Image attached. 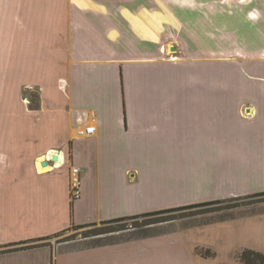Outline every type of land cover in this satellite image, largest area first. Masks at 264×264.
<instances>
[{"label":"crops","instance_id":"1","mask_svg":"<svg viewBox=\"0 0 264 264\" xmlns=\"http://www.w3.org/2000/svg\"><path fill=\"white\" fill-rule=\"evenodd\" d=\"M89 1H99L100 8ZM103 1L0 0L12 13L0 21V51L8 57V71L0 74V125L3 120L9 155L19 149L11 142L19 115L39 114L31 122L42 127L35 140L42 146L33 163L21 162L20 173L11 170L12 156L0 154L4 167L8 163L0 176L8 175V190L16 174L28 181L24 188L35 193L23 204L37 213L56 211L62 189L70 205L66 214L72 212L63 220L68 226L246 196L244 184L264 178V72L253 77L245 67L235 73L233 59L220 63L214 55L185 51L179 60L167 59L170 45L156 36V24H162L149 9L154 1H124L143 8L137 18L132 10L118 13L120 0H113L115 10ZM131 52L139 57L116 58ZM221 64L228 67L223 78ZM26 86L38 94L35 111L24 109L20 93ZM86 126H94L95 134L77 137ZM258 135L263 145H253ZM50 155L58 159L42 167ZM70 167L80 170L81 197L75 201ZM241 208L174 221L146 237L44 249L51 264H209L232 238L233 219L242 216V236L247 234L251 212ZM58 248L64 250L57 254Z\"/></svg>","mask_w":264,"mask_h":264},{"label":"rangeland","instance_id":"2","mask_svg":"<svg viewBox=\"0 0 264 264\" xmlns=\"http://www.w3.org/2000/svg\"><path fill=\"white\" fill-rule=\"evenodd\" d=\"M124 1L132 0H120L118 13L122 8H124L125 12H127L126 9L132 10L133 16L137 18L139 10L140 12H143L141 11L143 10L141 6L128 5L129 2H127L126 5V2ZM152 1L154 2H151L152 5L149 7L150 12H154L157 22L160 21L162 24V26L156 24V36L161 33L160 36L165 38L163 40L164 45H170V47L176 48L175 52L171 53L172 56L168 54L166 55L168 56L167 59L179 60L181 58V53L185 51L189 53V56L201 55L206 57L208 55H214L215 58H219L220 63L233 59L235 73L245 69V67L248 68L247 70L253 75V77H260V73L264 72V0H251V3L248 4H240L237 0ZM103 3H107L108 9L112 8L115 10V6H117L113 0H106L103 1ZM260 3H262V5ZM90 4H93L94 8H100L99 1L90 2ZM87 10L89 9L87 8ZM5 11L4 7H0L1 22H6L11 18L12 13H9L8 11L6 13ZM87 12L88 14L94 13V11ZM15 14H17V12H15L14 15ZM18 15L21 16V14ZM253 16L256 18L253 19ZM130 57H139V53L131 52L128 55L118 54L116 56V58L121 60ZM5 60L8 61V57L4 49H2L0 51V74L3 75L8 71L4 67ZM260 61L263 62L261 66L259 65ZM245 64L247 66H245ZM226 71H228V67L221 64V78L227 76ZM64 76L65 75H63V77ZM211 79H213L214 83L217 82V77H212ZM60 81H62V77L60 78ZM4 83H7L6 80H4ZM20 94L23 99L22 102L25 103V111H35L38 108V94L35 89L28 86L22 87ZM36 116L38 117L39 114H33L26 117L23 113L19 115L17 126L12 129L13 134L11 136L12 144H17L19 149L13 147L14 149L12 148L11 152L12 155H9L10 153L6 148L8 140L5 137V124L3 120L0 125V154L12 156L13 161L11 164V170L15 169L18 173H20L21 162L27 160L28 162L31 161V163H33L36 155V153H34L35 150L42 146L40 142L35 141L40 139L38 134L40 133L41 136L42 127H35L34 122H31V120L34 121L33 117ZM221 121H227V125L225 126L231 127V122H229L226 117H223ZM36 135L37 137H34ZM253 140V145H263L260 141L259 135ZM0 164V176H2L5 175L3 171L8 173L7 171L9 169L8 163L6 164V167H4L2 161H0ZM70 170L71 167L69 171ZM16 175L17 179L15 180H17V182L13 181L9 185L10 190H8V180L6 181L8 175L6 174L5 178L0 179V255L8 253L13 249L19 250L18 252L26 250H31V252L27 253V255L24 253L1 255L0 264H51L49 251L44 249V247H47L44 245H50L56 249L63 243H68V245L72 243L76 248H84L103 242H118L119 240L122 241L126 238H133L135 235L130 234V236H128L126 233L123 235L108 234L100 236L99 238L83 239L82 234L86 231H101L102 229H105V231H116L119 229L131 230L137 225H143L146 221L151 222L156 220L154 218L147 220L140 218L132 221L114 223L105 226L104 228H101L102 226L99 222H96L97 225L95 227L80 230L70 229L66 232H62V229L68 228V223L63 220H65L67 216L70 218V213H72L70 212L69 215L68 213L66 214V212L70 210V205L67 204L66 206V201L62 200L64 198L62 189H58L56 192L58 193L59 199L61 195L60 203L54 205L56 206V211L54 210V207H52L48 208L47 212L38 210L37 213H33L30 209L27 212L23 200L25 197L29 198L31 195H34L35 192L32 193V187L24 188V185H26L28 181L20 178L18 174ZM256 179L258 180L244 184V191L247 192L246 196H253V198L241 197L237 202L229 201L205 208L176 212L163 215L158 217V219L179 218L176 221H184L186 219H195L197 217L227 211V205H240L238 207H242L241 209L243 210H239L238 212H242L243 214L244 208L248 209L245 210L244 213L247 211L251 212L247 215V234L244 235V237L242 236V216L233 219V226H235V229L233 230L232 238L226 243L218 246L221 255L218 257L215 256L213 258L214 262H209V264H240L238 255L245 249L264 255V195L255 196L256 194L264 193V178L258 177ZM36 181L40 182L39 179H36ZM61 185H63V183ZM212 201L214 200L207 198L202 200L201 203H209ZM58 202L59 200L55 201V203ZM204 211L213 212L189 216L192 213H200ZM84 217L85 215L82 213L75 218L81 220ZM73 218L71 221H73ZM72 223L75 225L78 224V222ZM62 226L63 228L59 229V227ZM166 228L167 224H163L159 227V230L163 231ZM56 234L58 235L53 238V235ZM46 237L51 238L43 241H34ZM68 239H71V243L64 242ZM58 242L61 243L58 244ZM63 250V248H58L55 253L60 254Z\"/></svg>","mask_w":264,"mask_h":264},{"label":"trees","instance_id":"3","mask_svg":"<svg viewBox=\"0 0 264 264\" xmlns=\"http://www.w3.org/2000/svg\"><path fill=\"white\" fill-rule=\"evenodd\" d=\"M260 195H264V193L263 194H256L255 196H260ZM244 197L253 198V196H244ZM239 198L241 199V197H236V198H232V199L212 201L209 203L193 204V205H187V206H183V207H177V208H171V209L160 210V211H155V212L137 214V215L121 217V218H117V219L103 220V221L99 222V224L102 226L101 228H104L105 226H109V225L114 224V223L124 222V221H132V220H137L140 218H143L145 220L150 219V218L156 219V220L151 221V222L146 221L143 225H137L136 227L132 228L131 230L130 229H127V230L121 229L120 230L119 229L116 231H107V230L105 231V229H102L101 231H99V230L86 231L84 234H82V236H83V239H90V238H95V237L99 238L100 236L108 235V234L123 235L126 233L128 236H130V234L135 235V237H133V238L146 237V236H150L152 234L161 232V230H159V227L162 226L163 224L169 225V224H171L174 221L179 219V218L158 219V217H161V216L167 215V214H173L176 212H181V211L194 210L197 208H205V207L213 206L216 204H222L223 202H229V201L237 202L239 200ZM238 206H240V205H233V206L227 205L226 209H233V208H237ZM211 212H213V211H204V212H200V213H192L189 216L206 214V213H211ZM96 225H97L96 222L88 223V224H80V225L72 224L69 229H65L62 232H66L70 229L80 230V229H85V228H89V227H95ZM126 231H129V232H126ZM57 235L58 234L53 235V238L56 237ZM50 238L51 237H46V238H41V239H37L34 241H43V240H48ZM127 239H130V238H126L125 240H127ZM69 241H71V239H68L64 242H69ZM119 241H121V240H119ZM98 242H100V241H98ZM59 243H61V242H58V244ZM111 243H115V242H103L100 244H93L92 246H100V245L111 244ZM17 244H19V243H17ZM44 246L51 247L50 245H44ZM18 251L19 250L13 249V250H10L9 252H18ZM197 253L203 257H211L212 256L209 253V251H205V252L197 251ZM238 260H239L240 264H264V255L260 254L258 252H254V251L245 249L238 255Z\"/></svg>","mask_w":264,"mask_h":264},{"label":"built area","instance_id":"4","mask_svg":"<svg viewBox=\"0 0 264 264\" xmlns=\"http://www.w3.org/2000/svg\"><path fill=\"white\" fill-rule=\"evenodd\" d=\"M96 128L94 126H86L84 129L76 131L77 137H89L95 134ZM48 160V158L46 159ZM70 197L72 201L79 200L81 197V181L80 170L77 167H71L69 174Z\"/></svg>","mask_w":264,"mask_h":264},{"label":"water","instance_id":"5","mask_svg":"<svg viewBox=\"0 0 264 264\" xmlns=\"http://www.w3.org/2000/svg\"><path fill=\"white\" fill-rule=\"evenodd\" d=\"M169 52H175V49L173 47H170ZM58 159L57 155H50L48 157V160L44 159L45 161L41 163L42 167H45L47 164H51L52 162L56 161Z\"/></svg>","mask_w":264,"mask_h":264},{"label":"flooded vegetation","instance_id":"6","mask_svg":"<svg viewBox=\"0 0 264 264\" xmlns=\"http://www.w3.org/2000/svg\"><path fill=\"white\" fill-rule=\"evenodd\" d=\"M83 224H88V223H83ZM77 225H80V224H77ZM68 228L66 229H69L71 227V225L67 226ZM65 230V229H64Z\"/></svg>","mask_w":264,"mask_h":264}]
</instances>
